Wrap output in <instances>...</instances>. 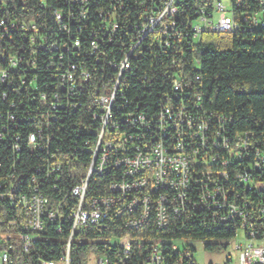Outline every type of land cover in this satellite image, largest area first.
I'll return each instance as SVG.
<instances>
[{
  "label": "built area",
  "instance_id": "2783aa9c",
  "mask_svg": "<svg viewBox=\"0 0 264 264\" xmlns=\"http://www.w3.org/2000/svg\"><path fill=\"white\" fill-rule=\"evenodd\" d=\"M40 2L44 6L45 0ZM228 2L229 6L223 0H62L63 8L53 14L58 24L55 35L71 43L51 44L55 50H81V39L89 56L105 41L112 45L117 39L119 50L107 62V82L93 99L96 111L92 126L84 131L88 138L82 150L90 159L86 172L70 189L74 204L68 214L61 212V203L51 204L37 187L17 196L25 221L16 240L23 251L32 247L45 223L69 224L59 258L37 264H71L73 242L85 237L88 227H104L112 221H120L127 230L153 227L167 237L134 241L125 235L106 241L110 252H89L85 263L97 254L93 264H127L133 246L146 245L150 249L142 264H195V249L188 242L201 241L182 235L197 224L205 232L224 227L232 233L229 239L209 241L212 247L225 249L242 233L244 243L234 244L236 262L229 256L226 264H264V141L256 142L251 133L234 132L231 118L205 111L200 96L192 95L189 85L178 80L172 81L170 93L156 97L151 112L126 111L129 96H125L123 75L131 71V59L145 53L153 56L155 51L167 53L168 58L176 54L178 44L196 43L204 32L264 31V0ZM133 4L142 10L132 16L127 9ZM93 17L97 18L94 24L90 23ZM85 24L95 29L83 37ZM19 27L16 20L0 19L3 37ZM41 27L33 24L30 30L44 48L47 37ZM9 63L15 65L12 58ZM89 78L84 68L70 64L60 75L61 96L72 98ZM41 133L38 130L27 137L32 151L41 150ZM60 169V164L48 165L46 176ZM112 171L115 175L104 185L106 194L89 197L94 175L104 179ZM6 196L12 204L13 196ZM6 238L12 236L0 234V264H13V241L5 245Z\"/></svg>",
  "mask_w": 264,
  "mask_h": 264
},
{
  "label": "trees",
  "instance_id": "16d2710c",
  "mask_svg": "<svg viewBox=\"0 0 264 264\" xmlns=\"http://www.w3.org/2000/svg\"><path fill=\"white\" fill-rule=\"evenodd\" d=\"M41 5L40 0H0V19L16 20L21 26L9 30L7 37L0 30V234L12 236L6 238L5 245L13 241V264L54 261L61 255L68 235L67 222L45 223L32 247L22 250L16 236L25 217L17 204V196L28 195L31 188L37 187L51 204L61 203V212L68 214L74 204L70 189L86 172L90 159L82 150L88 138L84 131L92 126L91 116L96 111L93 99L107 82L110 73L107 62L119 50L117 39L112 45L105 41L93 56L88 55L83 39L81 50H55L51 44L71 43L55 35L58 24L53 14L63 8L62 0H45L44 6ZM127 10L133 16L142 7L133 4ZM96 22V17L90 21ZM33 24L45 29L44 48L39 46L38 35L30 30ZM83 29L86 37L95 25L85 24ZM177 46L176 54L170 53L168 58L167 53L155 51L153 56L145 53L130 60L132 69L123 75L127 80L125 96H129L126 111L151 112L156 97L170 93L172 81L178 80L189 85L192 95L200 96V106L205 111L231 118L234 132L251 133L256 142L264 141V31L204 32L196 43L190 41L189 45ZM10 58L15 62L13 67ZM72 63L88 71L90 78L66 100L61 96L60 75ZM73 103L79 106L72 109L69 106ZM38 130L42 131L41 150L32 151L27 137ZM53 163L60 164V172L46 176L47 166ZM114 172L104 179L94 175L87 195H105L104 185ZM7 194L13 196L12 204ZM11 222L16 226L8 227ZM58 224L62 227L60 233L56 232ZM120 225V221H112L104 227H88L86 236H80L71 246V264H85L89 252L108 254L106 241L125 235L134 241L167 237L165 232L153 227L127 230ZM182 236L201 241L206 251L216 252L224 246L212 247L209 241L229 239L232 233L224 227L205 232L195 224ZM149 249L146 245L142 248L134 245L127 264H142Z\"/></svg>",
  "mask_w": 264,
  "mask_h": 264
},
{
  "label": "rangeland",
  "instance_id": "374dc122",
  "mask_svg": "<svg viewBox=\"0 0 264 264\" xmlns=\"http://www.w3.org/2000/svg\"><path fill=\"white\" fill-rule=\"evenodd\" d=\"M226 6H229L228 0H223ZM192 244L195 252L193 253V259L195 264H226L225 261L227 257L230 256L232 263L236 262L238 251L234 250V244H243L244 239L242 233H238L237 241L235 243L231 242L229 246L225 249H220L218 251L209 252L204 249L201 242H188ZM97 254H91L90 261L85 264H93Z\"/></svg>",
  "mask_w": 264,
  "mask_h": 264
}]
</instances>
